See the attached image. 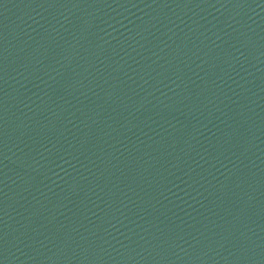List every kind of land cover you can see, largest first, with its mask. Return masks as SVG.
Here are the masks:
<instances>
[{"label": "water", "instance_id": "1", "mask_svg": "<svg viewBox=\"0 0 264 264\" xmlns=\"http://www.w3.org/2000/svg\"><path fill=\"white\" fill-rule=\"evenodd\" d=\"M0 264H264V220L0 31Z\"/></svg>", "mask_w": 264, "mask_h": 264}]
</instances>
